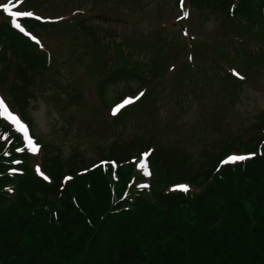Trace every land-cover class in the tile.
Instances as JSON below:
<instances>
[{"label": "trees", "instance_id": "trees-1", "mask_svg": "<svg viewBox=\"0 0 264 264\" xmlns=\"http://www.w3.org/2000/svg\"><path fill=\"white\" fill-rule=\"evenodd\" d=\"M186 1L219 20V53L209 54L222 81L233 88L242 84L224 72L219 56L239 59L245 70H264V0ZM84 21L67 30L89 39L101 60V99L106 86L137 81L152 65L158 68L156 61L137 63V44ZM25 24L31 32L45 27ZM45 72L42 51L0 16V88L25 122L31 121L26 109ZM3 133L9 136L0 138V264H264V113L198 152L144 137L106 149L99 159L115 160L116 176L78 151L63 156L42 143L40 172L48 183L34 174L29 156L15 153L20 141L0 121ZM149 148L152 179L141 191L133 162ZM250 153L255 155L244 161L221 163ZM15 159L22 160V176L12 178ZM67 175L70 181L63 179ZM179 184L187 186L185 194L174 190Z\"/></svg>", "mask_w": 264, "mask_h": 264}, {"label": "rangeland", "instance_id": "rangeland-1", "mask_svg": "<svg viewBox=\"0 0 264 264\" xmlns=\"http://www.w3.org/2000/svg\"><path fill=\"white\" fill-rule=\"evenodd\" d=\"M81 1V5L90 7L88 0ZM130 1L99 2L101 4L94 13L98 14L102 10L106 18H112L113 21L108 23V20L95 19L93 22L105 27L108 25L131 41H153L164 39L167 34L164 25L172 24L180 14L179 8L175 7V0H135L132 4ZM78 5L75 0H40V7L34 9L35 14L47 18L69 13L77 9ZM193 12L186 19L187 25H191V35L196 41L201 39L207 43L203 47L199 43L193 45L198 51L192 54V62H187L192 64L190 69L177 79L175 73L179 71V65L174 74L167 75H173L171 79L160 77L152 88L144 90L137 111L129 107L122 112L125 116L121 120H113L111 112L98 105L97 98L98 106L88 109L84 99L78 105L73 93L68 95L60 89L73 82L80 85L79 93L84 97L88 93L92 98V93L95 94L96 72L87 45L79 40L69 41L68 32L58 29L53 38L56 43L49 40L51 52L54 53L52 62L55 61L58 68L55 69L54 65L49 67V72L44 76L45 89L36 92L33 109H27L32 118L34 135L41 136L65 154L79 147L87 156H95L98 144H108L116 136L130 139L135 135L157 136L162 142H179L197 152L202 143L206 147L216 143L218 138L211 133L212 128L236 133L254 122L264 112V70H244L239 66V59L226 62L221 58L227 71L231 74L233 70L241 72L242 76L239 75L244 81L237 89L225 85L212 72V58L205 52L207 44L211 47L221 43L219 20ZM167 40L170 41V38ZM155 47L158 48L159 43ZM175 56H179L176 64L184 62L183 52ZM161 59L172 63L169 55H161ZM184 66L187 67L186 63ZM136 86L131 82L107 88L106 103L112 104L119 95L132 94L130 92ZM166 125L173 126V131L181 130L183 134L176 139L163 133L161 130ZM196 128L198 130L193 132L192 139L191 132ZM202 129L207 134L203 135Z\"/></svg>", "mask_w": 264, "mask_h": 264}, {"label": "snow or ice", "instance_id": "snow-or-ice-1", "mask_svg": "<svg viewBox=\"0 0 264 264\" xmlns=\"http://www.w3.org/2000/svg\"><path fill=\"white\" fill-rule=\"evenodd\" d=\"M16 3H21L22 0H15ZM13 6H14V0H7V2L5 3H0V11H2L3 13H6L7 16L10 18L11 20V26L18 29L20 33H22L23 35H25L26 37L30 38L31 40H33L36 44H40V41L34 36L32 35L30 32H28L24 27L21 26V23L18 22V18H22V17H33L34 13L32 11H21V10H13ZM189 15V13L187 11L183 12V17L187 18ZM35 19L39 20L41 19L40 16H35ZM185 35H187V33L185 32ZM42 47V45H41ZM234 76H237L240 79H243V77H240L238 73H236L233 70L232 73ZM143 95V92L138 93L136 96H130V97H126L124 98L121 102L115 104L111 109L110 112L113 116H115L117 114V112L124 108L126 105H129L131 103H133L135 100H138L140 98V96ZM0 117L3 118L4 121H7L10 123V125L15 127V130L17 133H22L23 134V142L25 144L26 149L29 152H36L39 148V145L36 144L33 140V138L30 136V132H29V127L23 123L21 121V119L13 114L12 111L9 110V108L5 105V102L2 98H0ZM24 149H20L17 148L16 151H23ZM148 155L147 152H144L141 154V159L140 162L137 164V167L139 169H142L144 171L145 175H148V171L146 168V165L144 163V157H146ZM251 155H255V153H250L248 156L245 155H230L227 157L226 161H221V163H227V162H236V161H244L248 158H250ZM104 163H106L105 161H101V165H103ZM95 167V165L93 166ZM37 173L43 176V179L45 181L49 180V177L46 175H43V173L40 172V169L37 168L36 169ZM65 181L71 179V177L69 176H65L63 178ZM140 187H147V185H141ZM179 188V190L187 192L188 188L186 185L184 184H179L177 186ZM9 191H11V189H9ZM127 193L125 192L124 196H126ZM124 196L121 197V199L124 198Z\"/></svg>", "mask_w": 264, "mask_h": 264}]
</instances>
